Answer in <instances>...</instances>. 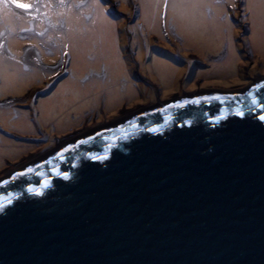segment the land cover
Listing matches in <instances>:
<instances>
[{"label": "water", "instance_id": "1", "mask_svg": "<svg viewBox=\"0 0 264 264\" xmlns=\"http://www.w3.org/2000/svg\"><path fill=\"white\" fill-rule=\"evenodd\" d=\"M255 80L136 111L0 178V264H264Z\"/></svg>", "mask_w": 264, "mask_h": 264}, {"label": "flooded vegetation", "instance_id": "2", "mask_svg": "<svg viewBox=\"0 0 264 264\" xmlns=\"http://www.w3.org/2000/svg\"><path fill=\"white\" fill-rule=\"evenodd\" d=\"M110 1L114 13L121 18L120 24L125 23L124 28L130 33L139 30L141 34L148 35L142 31L141 24L137 25L141 14L137 0ZM210 1L214 5V2L225 0ZM204 4L202 0L201 5ZM99 6L98 0H0V141H4L0 149V178L72 140L128 118L136 111L200 91L217 89L214 85L198 87L202 80L198 78L193 81V86L192 80L182 79L181 90L171 88L165 91L161 84H152L149 78H145L144 82L149 84L146 90L134 88L129 93L119 92L112 99L110 110L104 113L107 102L104 95L96 98L97 94L100 95L98 86L106 85L107 91L115 89V66L108 65L112 72L107 70L99 52L97 57L95 54L83 64H75L70 56L80 42L77 39L80 33L87 32L83 43H89L95 34L98 35L100 25L96 15ZM209 10L206 7V11L211 12ZM134 23L136 26L132 27ZM120 42H115V45H121ZM132 43L123 41L122 45L130 46ZM108 45L106 51L109 52L113 44ZM134 45L147 48L146 41L141 44L134 42ZM76 68H79V75L74 74ZM257 76H247L245 84ZM184 80L189 82L186 84ZM67 82H72V87L81 93L85 87L90 92L84 95L87 99L79 97L76 101H88L78 113L73 104L62 114V119L57 120L47 112L52 109V102L60 98ZM92 86L95 89H90ZM228 90L237 89L231 87ZM59 108L60 104H57L56 109ZM73 120L75 126L70 124ZM1 154H9L14 163L11 168L4 169Z\"/></svg>", "mask_w": 264, "mask_h": 264}, {"label": "rangeland", "instance_id": "3", "mask_svg": "<svg viewBox=\"0 0 264 264\" xmlns=\"http://www.w3.org/2000/svg\"><path fill=\"white\" fill-rule=\"evenodd\" d=\"M137 1L141 11L137 25H142L147 36L139 30L130 33L124 28L125 23L120 24L121 18L114 13L111 1L98 0L100 6L96 17L105 34H95L89 43H83L87 32L80 33L77 38L80 42L70 52L75 64L88 62L99 52V57L105 60L100 64L104 61L107 70H110L108 65L115 66V89L107 91L106 85L98 86L100 95L97 94L96 98L104 95L107 102L104 113L110 110L108 107L119 92L129 93L134 88L146 90L149 84L144 82L145 78H149L152 84H161L165 91L171 88L181 90L182 79L192 80L193 86V81L200 78L202 80L197 86L201 88L214 85L217 89L235 87L237 90L245 88L247 76L259 75L255 81L263 79L264 0H225L214 2V5L210 0H203L205 6L201 5L202 0ZM206 7L211 12L206 11ZM153 22L158 24L157 28H152ZM114 37L121 41V45L112 43L109 52H102L101 47L106 44L97 42H107ZM123 41H131L133 45L124 46ZM145 41L147 48L134 45V42L141 44ZM74 74H80L79 68L74 70ZM185 80L187 84L189 81ZM72 84L67 82L62 88L60 98L52 102L47 115L61 120L62 114L73 104L77 113L86 104L88 100L83 103L76 100L79 97L87 99L84 95L90 92L83 87L81 93ZM57 104H60L59 109H56ZM70 124L75 126L76 122L73 120ZM3 144L1 140L0 149ZM1 156L4 169L11 168L14 163L9 154Z\"/></svg>", "mask_w": 264, "mask_h": 264}, {"label": "snow or ice", "instance_id": "4", "mask_svg": "<svg viewBox=\"0 0 264 264\" xmlns=\"http://www.w3.org/2000/svg\"><path fill=\"white\" fill-rule=\"evenodd\" d=\"M18 7H27L26 5H18ZM211 99H219V97H211ZM252 103L253 104H255L256 103V101L255 100H253L252 101ZM236 115H243V113L241 112V111H237L236 112ZM224 117L221 115V116H218V117H216L215 119L217 120V121H219V120H221V119H223ZM259 119H261V120H264V115H261L260 117H259ZM150 131H153V132H155V131H158L157 129H150ZM103 159V158H106V157H93V159ZM28 171H32V169H29ZM19 175H23V173H20ZM68 177L65 175V179H67ZM48 185H47V182H45V184L43 185V187H47ZM27 191L29 192V193H35L36 195H40L41 194V192H40V189H33V188H28L27 189ZM6 200H7V203H11L12 201H11V199H8V198H6ZM4 203H0V210H3V208H4Z\"/></svg>", "mask_w": 264, "mask_h": 264}, {"label": "bare ground", "instance_id": "5", "mask_svg": "<svg viewBox=\"0 0 264 264\" xmlns=\"http://www.w3.org/2000/svg\"><path fill=\"white\" fill-rule=\"evenodd\" d=\"M98 23H99V22H98ZM157 26H158L157 23H156V24H155V22L152 23V28H157ZM101 34H105V33L102 31L101 28H99V29H98V35L100 36ZM115 42H117V41H116V38L114 37V39H112V40H107V42H105V41L103 40V41H101V42H97V44H99V45L106 44V45H104V46L101 47V51H102V52H105L106 49L109 47L108 44H112V43H115ZM111 48H112V47H111ZM246 88H247V85L245 86V89H246ZM240 90L242 91L243 89H240ZM234 91H238V90H234Z\"/></svg>", "mask_w": 264, "mask_h": 264}]
</instances>
